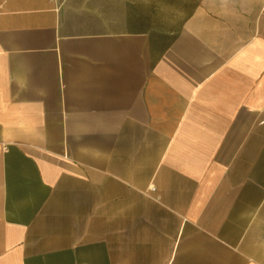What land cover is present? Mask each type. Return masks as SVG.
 I'll return each mask as SVG.
<instances>
[{
	"label": "crops",
	"instance_id": "crops-1",
	"mask_svg": "<svg viewBox=\"0 0 264 264\" xmlns=\"http://www.w3.org/2000/svg\"><path fill=\"white\" fill-rule=\"evenodd\" d=\"M0 264H264V0H0Z\"/></svg>",
	"mask_w": 264,
	"mask_h": 264
},
{
	"label": "rangeland",
	"instance_id": "rangeland-1",
	"mask_svg": "<svg viewBox=\"0 0 264 264\" xmlns=\"http://www.w3.org/2000/svg\"><path fill=\"white\" fill-rule=\"evenodd\" d=\"M201 2L211 8L218 4L219 0H151V9L155 10L161 19H164L170 14H185Z\"/></svg>",
	"mask_w": 264,
	"mask_h": 264
},
{
	"label": "built area",
	"instance_id": "built-area-1",
	"mask_svg": "<svg viewBox=\"0 0 264 264\" xmlns=\"http://www.w3.org/2000/svg\"><path fill=\"white\" fill-rule=\"evenodd\" d=\"M153 189V188H152Z\"/></svg>",
	"mask_w": 264,
	"mask_h": 264
}]
</instances>
